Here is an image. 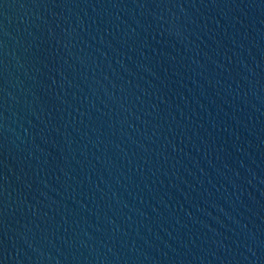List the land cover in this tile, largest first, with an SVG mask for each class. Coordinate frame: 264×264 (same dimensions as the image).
Listing matches in <instances>:
<instances>
[{"label": "water", "instance_id": "95a60500", "mask_svg": "<svg viewBox=\"0 0 264 264\" xmlns=\"http://www.w3.org/2000/svg\"><path fill=\"white\" fill-rule=\"evenodd\" d=\"M0 264H264V0H0Z\"/></svg>", "mask_w": 264, "mask_h": 264}]
</instances>
